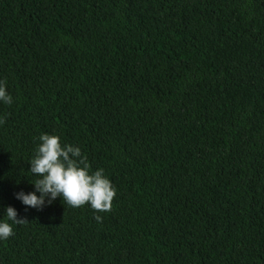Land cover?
I'll return each mask as SVG.
<instances>
[{
	"label": "trees",
	"instance_id": "16d2710c",
	"mask_svg": "<svg viewBox=\"0 0 264 264\" xmlns=\"http://www.w3.org/2000/svg\"><path fill=\"white\" fill-rule=\"evenodd\" d=\"M0 82V264H264V0H0ZM42 134L111 211L16 198Z\"/></svg>",
	"mask_w": 264,
	"mask_h": 264
},
{
	"label": "clouds",
	"instance_id": "9594fccd",
	"mask_svg": "<svg viewBox=\"0 0 264 264\" xmlns=\"http://www.w3.org/2000/svg\"><path fill=\"white\" fill-rule=\"evenodd\" d=\"M0 102L5 105L13 103L5 82H0ZM3 122L0 118V124ZM39 141L35 155L29 162L30 172L38 177L32 182L35 190L27 193L21 190L15 194L26 208L42 210L46 203L51 204L57 197H62L64 204L73 208L87 204L98 213L111 211L116 189L104 175L103 168L91 171V165L81 148L71 144L62 145L58 135L42 134ZM5 214L7 220L0 222L2 240L14 235L13 224L27 222L26 218H18L13 206H7ZM94 218L102 222L100 215Z\"/></svg>",
	"mask_w": 264,
	"mask_h": 264
}]
</instances>
